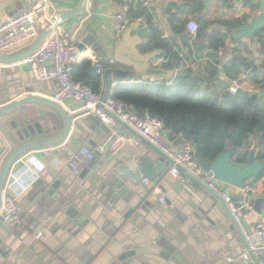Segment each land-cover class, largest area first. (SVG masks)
<instances>
[{"label":"crops","instance_id":"1","mask_svg":"<svg viewBox=\"0 0 264 264\" xmlns=\"http://www.w3.org/2000/svg\"><path fill=\"white\" fill-rule=\"evenodd\" d=\"M144 1L88 0V17L83 21L78 39L87 28L103 42L120 41L125 29L118 15L127 16L131 5L141 3L152 16L151 21L146 17L142 20L143 26L152 29L143 38L145 44L139 46L142 53H156L149 65L176 70L184 57L188 64L184 69L192 75L200 74L204 79L202 88H215L223 104L232 97L227 87L235 78L240 82V90L257 94L264 102V46L258 39H243L233 50L235 44L227 32L229 25L224 24L246 22L262 8V1L254 0L251 6H246L244 1L236 5L235 0H211L208 5L204 0H151L148 5H144ZM36 2L49 3L55 10L73 8L78 0H0V24L24 6ZM190 20H195L200 29L205 27V32L193 35L188 29ZM133 22L136 21L130 23ZM67 26H72V22ZM129 31L131 36L137 35L136 29ZM216 31L227 34L225 47L214 49L210 46L208 36ZM161 39L163 41L159 42ZM32 43L15 46L1 54H18ZM79 48L82 58L78 65L86 58L92 62L104 60L81 39ZM233 56L243 57L247 62L237 72L225 69ZM207 67H216L217 76L206 78ZM174 78L176 76L167 80L171 82ZM101 79V91L105 92L107 82L105 77ZM109 81L111 89L119 84L160 80L139 77L132 67L115 64ZM51 94V85L36 81L25 60L12 64L0 62V107L24 96L51 97ZM63 105L70 114L76 115L67 138L68 145L74 149L86 145L95 151L96 157L83 167L81 177L74 176L65 155L53 146L30 149L18 158L8 178L24 173L28 167L30 172L24 174L23 180L30 186L19 198L20 222L8 225L0 220V250L4 252L0 254V264H249L242 256L246 240L234 217L230 216L233 212L230 204L223 197L221 202L210 188L185 172L176 177L170 175L172 163L168 160L163 159L166 170L160 172L157 179L149 183L142 180L136 186L140 195L136 208L123 199L118 204L113 203L109 192L100 189L106 178L100 179L98 175L107 168L103 148L109 141L110 128L95 116L86 115L81 106L71 100ZM28 107L45 131L52 128L50 135H56L63 128L64 120L51 107L43 104H29ZM11 118H0V169L12 149L1 127ZM118 129L136 137L134 144L121 149L117 156L120 159L138 161L151 150L146 140L125 124L120 123ZM256 140L250 135L242 147L228 146L232 159L239 163L261 160L257 157ZM185 141L191 140L170 139L168 135L162 139L164 145L175 150L181 149ZM244 155L247 159L238 161ZM161 159L157 154L156 161ZM47 181L58 183L63 190L58 199L50 196L44 199L42 190ZM248 185L256 188V194L251 209L241 207V221L245 227L259 219L255 206L256 200L264 195V176ZM226 190L232 198L236 196L234 187L226 185ZM161 196L165 197V203L160 202ZM146 246L165 251L170 257L144 254L120 259L127 250Z\"/></svg>","mask_w":264,"mask_h":264},{"label":"built area","instance_id":"2","mask_svg":"<svg viewBox=\"0 0 264 264\" xmlns=\"http://www.w3.org/2000/svg\"><path fill=\"white\" fill-rule=\"evenodd\" d=\"M150 1L145 0L144 5H148ZM49 8V3L36 2L28 4L20 12L8 16L0 24V53L15 46L34 42L44 28H51V32L41 48L25 59L34 79L48 82L51 85V98L62 104L71 100L80 105L86 115L95 116L107 125L111 130L108 148L112 156L117 157L122 148L136 142L135 136L125 134L118 129L120 123L131 128L141 138L161 148L173 161L169 169L170 175L176 177L185 172L222 196L230 204L246 240V247L242 254L243 259L247 260L249 264H263L264 209L260 213L258 221L249 227H245L241 221V207L252 208V198L256 194V188L252 185H245L242 189L241 207L236 208L232 196L226 190L227 184L216 179L214 174L199 163L194 154L192 141H185L179 150L164 145L162 139L165 127L162 119L151 115H140L134 105L123 100L111 97L104 99V91L97 92L83 82L75 80L72 77V72L82 58L78 38L85 18L74 28L68 30L50 16ZM118 16L123 20L122 29H125L132 20H143L140 17L132 19L125 15ZM188 29L193 35H196L200 26L195 20H190ZM179 63L180 68L188 67L184 57ZM114 65L115 63L109 60L96 59L92 62V68L101 77H104L106 72H110ZM239 89V80L232 79L227 87L228 93L233 96ZM53 147L65 155L70 170L76 176L80 175L83 167L96 157L95 151L88 146L82 145L74 149L68 145L67 140ZM29 172L30 169L26 167L24 173L9 177L5 184L3 204L0 209V220L5 224L16 225L20 222L19 198L30 186L23 180L24 174ZM143 181L149 183L150 179L144 178ZM160 202L165 203L164 196L160 197Z\"/></svg>","mask_w":264,"mask_h":264},{"label":"water","instance_id":"3","mask_svg":"<svg viewBox=\"0 0 264 264\" xmlns=\"http://www.w3.org/2000/svg\"><path fill=\"white\" fill-rule=\"evenodd\" d=\"M210 1L211 0H204L206 5H208ZM219 1L224 2V0ZM235 1L236 5L244 1L246 6H251L254 2V0ZM260 1H262V8L258 10L253 17L236 27L227 29L233 44H237L243 39L254 41L256 40V33L260 30H264V0ZM87 3L88 0H78V3L73 8H56L55 10H53L50 5L49 14L59 24L71 30L74 25L80 22L81 18H85L84 21L87 20ZM70 22H72V26H67ZM142 24V21L129 23L123 31L122 39L113 44L108 41H101L97 34H92L87 28L83 30L80 39L90 46L92 51L99 58L112 61L115 64L130 66L136 71L139 77L162 80L173 76L177 77L181 74L192 75L190 71L184 68L167 70L162 66L155 67L149 65V62L155 57L156 53H142L139 46L145 44L143 38L146 37L152 27H146ZM130 28L136 29L137 35L131 36L129 31ZM50 32L51 28H44L30 47L23 52L14 55H4L0 53V62L12 64L24 61L41 48ZM79 50L81 49L79 48ZM220 73L221 75L223 74L222 69H220ZM109 75L110 72H106L104 76L107 82L104 99L108 97L110 90ZM29 104H43L55 110L64 120L61 131L56 135H50V130L52 128L45 131L42 124L35 120V113L28 107ZM10 117L13 118L9 119L8 122H4L1 127L12 149L6 155L0 169V209L3 204L5 184L12 166L18 158L30 149L41 146L52 147L67 140L72 129L73 118H75L76 115L70 114L62 103L52 99L50 96L28 95L0 107V118ZM108 131L110 130L108 129ZM167 134L168 129L164 128V135ZM146 142L151 150L138 161L125 158L120 159L119 157L112 156L108 148V142L104 145L105 154H103V160L107 168H105L103 172L100 171L98 175L100 179L106 178V180L103 182V185L100 186V189H105L109 192V198H114L113 203L118 204L121 202L120 199H123L128 201L131 207L136 208L140 200V195L137 193L136 186L141 184L144 178L150 180L157 179L158 174L166 170L163 159L173 163L172 159L161 148L148 141ZM157 154L162 158L161 160L156 161ZM197 159L202 166L214 174L216 179L236 189V196L233 197L236 208L241 207V201L243 200L242 189L245 185L252 184L264 171V160L253 159L247 163H239L232 159V150L230 149L224 150L212 161L202 159L199 156ZM81 176L82 174L76 177ZM211 192L223 202L222 196L214 191ZM61 193H63V190H60L59 184L50 181L46 182V187L42 190L44 199L48 196L58 199ZM263 206L264 195L262 198L256 200L255 211L257 216H260ZM244 211L243 209L242 212ZM230 216L235 219L233 212H230ZM0 254L4 255V252L0 250ZM144 254L167 259L170 257L165 251L146 246L127 250L120 256V259L124 260Z\"/></svg>","mask_w":264,"mask_h":264},{"label":"trees","instance_id":"4","mask_svg":"<svg viewBox=\"0 0 264 264\" xmlns=\"http://www.w3.org/2000/svg\"><path fill=\"white\" fill-rule=\"evenodd\" d=\"M127 16L142 19L146 17L148 21L152 20L148 9L141 3L131 5ZM224 24L229 25V28L239 25L231 22H224ZM198 32L200 35L203 34L205 27ZM226 35L221 31L211 33L208 36L210 46L214 49L225 47ZM256 39L264 46V30L256 33ZM161 41L163 40L159 42ZM159 42V45L163 44ZM238 43L233 46V50L238 48ZM246 64L245 58L233 56L225 64V69L237 72L241 65ZM76 66L72 77L101 92L102 79L92 68V61L86 58L82 64ZM207 70L206 78L217 76L216 67H207ZM203 81L200 74H181L171 82L163 79L119 84L109 90L108 97L134 105L140 115H151L162 119L170 139L184 138L192 141L196 157L199 156L208 161L214 160L228 146L240 148L247 138L253 135L257 139V157L264 160V102L262 99L257 94L239 89L223 104L215 88L209 86L202 88ZM246 159L247 155H244L238 161L243 162ZM263 176L264 171L259 177Z\"/></svg>","mask_w":264,"mask_h":264}]
</instances>
